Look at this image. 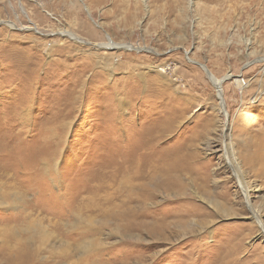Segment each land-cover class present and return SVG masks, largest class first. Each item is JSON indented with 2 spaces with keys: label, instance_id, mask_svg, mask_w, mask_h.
Segmentation results:
<instances>
[{
  "label": "rangeland",
  "instance_id": "obj_1",
  "mask_svg": "<svg viewBox=\"0 0 264 264\" xmlns=\"http://www.w3.org/2000/svg\"><path fill=\"white\" fill-rule=\"evenodd\" d=\"M234 165L264 224V0H0V264H264Z\"/></svg>",
  "mask_w": 264,
  "mask_h": 264
},
{
  "label": "bare ground",
  "instance_id": "obj_2",
  "mask_svg": "<svg viewBox=\"0 0 264 264\" xmlns=\"http://www.w3.org/2000/svg\"><path fill=\"white\" fill-rule=\"evenodd\" d=\"M115 48H120V47H123L125 48L126 46H120V45H115L114 46ZM127 48V47H126ZM204 71H206V74H207V77L209 79V81L211 82V84L215 87L216 91H217V97H218V105H219V109L221 111V109H225L224 107V102H223V99L221 97V93H222V81H223V78H216L215 76H213L210 72H208V69L205 67L203 68ZM234 85L236 87H240L242 85V82H241V79L237 78V79H233V82ZM223 113V112H222ZM224 118H225V115H223ZM228 150V149H227ZM235 168V171L238 175V180L240 181V188L241 190L246 193V196L244 197V199H246L249 204L247 205L248 206V210L252 216V218L254 219L255 222H257V225L262 229V234H264V224L261 222L260 218H261V211L259 209V207L257 205H254L252 204L248 198L250 197V194H249V191H250V186L248 185L249 184V180H247L246 176H245V173H244V170H238L237 171V168L238 166H233ZM237 167V168H236Z\"/></svg>",
  "mask_w": 264,
  "mask_h": 264
}]
</instances>
